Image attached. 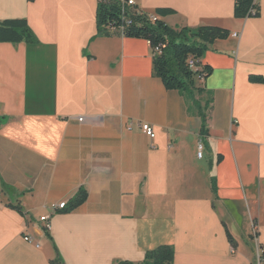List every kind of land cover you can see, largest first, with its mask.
Returning a JSON list of instances; mask_svg holds the SVG:
<instances>
[{
    "label": "crops",
    "instance_id": "1",
    "mask_svg": "<svg viewBox=\"0 0 264 264\" xmlns=\"http://www.w3.org/2000/svg\"><path fill=\"white\" fill-rule=\"evenodd\" d=\"M135 2L231 31L201 91L167 89L148 40L98 34L100 0H0V22L26 18L38 39L0 42V264L140 263L161 245L174 264H264V83L249 79L264 76V0L250 17L235 0ZM82 186L83 204L53 209Z\"/></svg>",
    "mask_w": 264,
    "mask_h": 264
},
{
    "label": "trees",
    "instance_id": "2",
    "mask_svg": "<svg viewBox=\"0 0 264 264\" xmlns=\"http://www.w3.org/2000/svg\"><path fill=\"white\" fill-rule=\"evenodd\" d=\"M253 0H235V15L237 17L252 16ZM130 13V12H129ZM174 13L172 9H158L156 15L146 13L131 14L132 22L125 25L122 10L116 3H101L97 10V31L101 35H125L127 37L148 40L153 49V64L156 75L162 79L167 89L191 92L201 91L197 86V78H207L212 73V67L202 64L207 49L218 39H226L231 31L218 26L202 25L197 28H173L161 17ZM155 17V18H154ZM124 26V30L122 27ZM0 42L36 43L38 39L26 18L7 19L0 22ZM193 56L197 60L198 70H193L188 59ZM251 82L264 83L263 75H250ZM207 105L199 106L202 120V135L209 134L207 126ZM3 119L0 117V126ZM4 189L8 186L3 183ZM88 198V192L82 186L69 201L63 211H72L83 204ZM20 211L21 208L17 207ZM46 233L49 231L46 228ZM175 250L173 246L161 245L146 253L140 263L120 261L117 264H174ZM52 264H65L60 255Z\"/></svg>",
    "mask_w": 264,
    "mask_h": 264
},
{
    "label": "built area",
    "instance_id": "3",
    "mask_svg": "<svg viewBox=\"0 0 264 264\" xmlns=\"http://www.w3.org/2000/svg\"><path fill=\"white\" fill-rule=\"evenodd\" d=\"M100 2L101 3H116V4H118V6L122 10V16L124 18L125 25H127V22H132V17L130 15V13L131 14H135V13L136 14H142L143 13L136 6L135 0H100ZM258 13H259L258 0H253L252 15H257ZM122 30H124V26L122 27ZM235 35H237V34H235ZM188 64H189L190 68L193 69V70H198L199 69V67L197 65V60L193 56L189 57ZM80 120H83V117H80ZM141 129L150 138H154L155 135H156L153 126H151L150 124H145V123L141 124ZM203 146H204L203 143L200 142L199 147H198V157L199 158H201L203 156ZM66 206H67V202H61L58 205H54L53 209L54 210L64 209V208H66ZM41 220L43 222H45V227L47 229H49L50 228V218H49V216H42ZM27 239L30 240V238H27ZM262 261H263L262 257L259 256L258 257L259 264H262Z\"/></svg>",
    "mask_w": 264,
    "mask_h": 264
},
{
    "label": "rangeland",
    "instance_id": "4",
    "mask_svg": "<svg viewBox=\"0 0 264 264\" xmlns=\"http://www.w3.org/2000/svg\"><path fill=\"white\" fill-rule=\"evenodd\" d=\"M201 84V83H200Z\"/></svg>",
    "mask_w": 264,
    "mask_h": 264
}]
</instances>
